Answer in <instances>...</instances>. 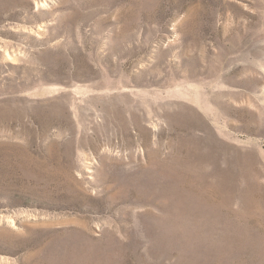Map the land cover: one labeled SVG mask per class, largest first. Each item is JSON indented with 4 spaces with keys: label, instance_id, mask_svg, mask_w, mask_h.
Wrapping results in <instances>:
<instances>
[{
    "label": "rangeland",
    "instance_id": "obj_1",
    "mask_svg": "<svg viewBox=\"0 0 264 264\" xmlns=\"http://www.w3.org/2000/svg\"><path fill=\"white\" fill-rule=\"evenodd\" d=\"M0 264H264V0H0Z\"/></svg>",
    "mask_w": 264,
    "mask_h": 264
}]
</instances>
